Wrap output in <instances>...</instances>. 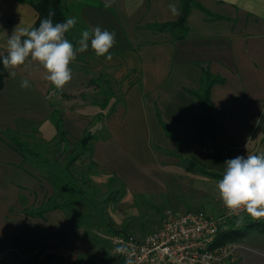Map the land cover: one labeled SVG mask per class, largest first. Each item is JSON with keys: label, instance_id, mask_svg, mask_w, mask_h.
Here are the masks:
<instances>
[{"label": "crops", "instance_id": "crops-1", "mask_svg": "<svg viewBox=\"0 0 264 264\" xmlns=\"http://www.w3.org/2000/svg\"><path fill=\"white\" fill-rule=\"evenodd\" d=\"M101 1L104 7L83 8L79 16L85 28L115 32L112 59L97 57L89 47L70 64L98 74L108 69L121 86V104L112 101L105 119L95 124L103 123L92 142V161L100 171L114 176L130 195L147 198L157 190L169 191L170 180L176 184L194 178L193 171L200 174L195 161L223 175L226 160L262 153L264 0H194L188 36L177 41L172 33L149 25L177 21L181 0L178 16L170 12L171 0ZM36 21L29 4L0 0V54H6L7 37L15 28H31ZM204 69L223 81L210 94L221 113L218 154L198 122L201 103L190 93L202 88ZM44 77L45 70L31 62L17 69L15 78L8 73L0 92V245L19 242L39 226L53 238L68 237L74 230L66 210L31 215L54 195V187L7 136L23 124L51 126L56 105ZM22 78L32 87L21 89ZM100 112L96 105L62 108L66 139L77 143Z\"/></svg>", "mask_w": 264, "mask_h": 264}, {"label": "rangeland", "instance_id": "rangeland-1", "mask_svg": "<svg viewBox=\"0 0 264 264\" xmlns=\"http://www.w3.org/2000/svg\"><path fill=\"white\" fill-rule=\"evenodd\" d=\"M64 4L68 16L77 17L72 33L79 39L85 25L74 0H64ZM77 61L76 55L73 62ZM71 68L72 79L62 89L70 98L64 99L52 91L56 107L78 110L102 102L109 91L107 80L115 104H121V86L113 72L105 69L100 78L79 64ZM102 124L91 127L94 135L99 129L102 131ZM50 125H20L15 137L24 145L27 161L56 183L57 201L65 206L74 230L68 237L53 238L39 226L28 232L23 241L0 245V264H121L111 244L113 235L124 233L143 239L171 216L196 211L218 216L224 212L218 180L195 171H191L194 178H185L181 183L170 180V190L165 193L157 190L147 198L130 195L114 176L95 166L88 148L62 137L54 121ZM253 220L264 218L254 219L244 211L238 217L240 222ZM228 246L232 247L237 264H264V232L254 231Z\"/></svg>", "mask_w": 264, "mask_h": 264}, {"label": "clouds", "instance_id": "clouds-1", "mask_svg": "<svg viewBox=\"0 0 264 264\" xmlns=\"http://www.w3.org/2000/svg\"><path fill=\"white\" fill-rule=\"evenodd\" d=\"M169 9L173 16L180 14L178 0H171ZM54 11L41 19L38 27L15 28L7 37V52L0 54V65L13 78L21 66L37 62L45 70V80L57 90L72 79L70 64L77 53L89 47L97 57L112 59L110 49L116 42L114 31L100 26L81 31L78 47L66 37L77 25V17L69 16L62 22H53ZM32 83L27 78L20 80L21 89H29ZM225 170L217 181V190L224 206L229 210L242 209L254 219L264 218V154L238 155L224 162ZM117 253L125 251L115 249Z\"/></svg>", "mask_w": 264, "mask_h": 264}, {"label": "trees", "instance_id": "trees-1", "mask_svg": "<svg viewBox=\"0 0 264 264\" xmlns=\"http://www.w3.org/2000/svg\"><path fill=\"white\" fill-rule=\"evenodd\" d=\"M20 2L27 3L34 8L37 13V21L34 27H38L41 19L47 17L49 11H54L55 15L53 17V22H62L68 16V9L64 4V0H19ZM197 6L194 0H181V14L180 18L175 22H168L162 24H152L149 25V29L160 31V32H170L173 35L174 41L183 40L188 36L189 28H188V17L193 7ZM74 7L77 8L78 12L83 8H94L99 9L104 7V4L101 0H74ZM75 28V27H74ZM73 28V29H74ZM71 29L68 33H66V37L73 43L74 46L78 47L77 41L73 36ZM103 73L99 74L101 78ZM8 77V72L0 65V92L5 88L6 78ZM108 83V92L104 96V100L100 103H96L95 105L100 108V113L96 115L94 118L92 125L94 126L97 122H101L105 119V111L109 108L110 103L115 98L113 96V92L110 89V81H106ZM222 79L219 77L213 76L209 70L203 71L202 76V88L199 91H191L190 93L195 95L202 106V113L198 118V122L202 127V131L208 134V137L212 141L211 150L218 154V149L216 146V122L217 119L221 117V113L217 112L211 102L210 94L212 87L217 83H222ZM54 92L57 95H60L64 99H69L70 95L64 93L62 90H57L53 85H51L50 92ZM111 101V102H110ZM110 113L114 112V107L109 110ZM62 109L59 107H55L53 114L51 116V120L54 121L57 131L60 133L62 137H65V132L62 129V119H61ZM91 126L85 130L84 136L76 143L78 146L88 148L90 154L92 156V142L95 139V135L91 131ZM17 131L9 130L7 132V136L10 140V144L12 147L16 148L25 156L26 149L24 145L21 144L18 139L15 137ZM66 138V137H65ZM27 161V158H24ZM194 162V161H193ZM194 164L197 166L198 170L207 176H210L216 180L222 177L221 174L211 171L202 163L195 161ZM47 179L54 187V195L45 202L37 212L31 213L33 216L42 217L46 212L56 210V209H65L64 205H61L57 201V191L58 188L56 183L51 178L43 176ZM231 227L222 232L216 242L214 243V248L224 247L227 245L235 244L246 238L250 233L254 231L264 232V220H256V221H245L240 222L238 218L234 219L230 222ZM124 234V233H120Z\"/></svg>", "mask_w": 264, "mask_h": 264}, {"label": "built area", "instance_id": "built-area-1", "mask_svg": "<svg viewBox=\"0 0 264 264\" xmlns=\"http://www.w3.org/2000/svg\"><path fill=\"white\" fill-rule=\"evenodd\" d=\"M242 213V209L226 207L218 216L204 211L187 212L169 217L143 239L116 234L111 244L121 264H237L231 246L213 245ZM117 248L125 251L117 253Z\"/></svg>", "mask_w": 264, "mask_h": 264}]
</instances>
